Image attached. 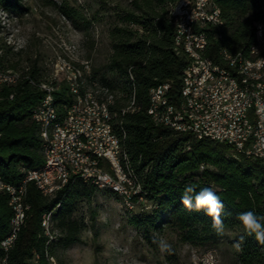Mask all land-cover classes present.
<instances>
[{"label": "trees", "instance_id": "obj_1", "mask_svg": "<svg viewBox=\"0 0 264 264\" xmlns=\"http://www.w3.org/2000/svg\"><path fill=\"white\" fill-rule=\"evenodd\" d=\"M178 1L133 0L139 13L127 12L125 18L135 20L138 29L130 26L133 23L114 27L108 64L111 80L103 74L98 77L91 68L85 76V86L95 88V83L113 95L109 105L112 127L136 173L140 195L144 203L151 205L149 210L132 216L130 224L150 230L170 226L183 243L215 245L222 236L213 230L212 219L204 211L188 210L180 202L186 185H192L197 192L211 187L224 203L222 219L225 232L232 234L233 244L244 235L243 225L236 219L238 213L254 211L257 216H264V166L259 160L237 155L227 144L195 140L189 134L157 126L147 113L149 90L154 86L169 83L171 102H179L181 74L193 63L174 49L171 10ZM213 1L220 8L223 25L207 30L209 41L204 55L214 62H223L219 54L222 49L249 56V49L256 42L255 25L261 23L264 27V0ZM51 5L78 29H87L95 19V15H86L63 1ZM0 10L9 18H16L28 9L23 0H0ZM0 50V67L23 71L16 84L0 87V177L16 185L26 171L37 169L44 162L41 135L33 116L44 94L38 85L49 78L39 58L20 59L24 48L13 51L0 37ZM257 50L258 56H264V36ZM67 89L61 83L54 92L60 116L71 101ZM99 191L118 197L112 189L86 184L79 178L71 179L52 196L43 195L32 182L27 183L23 201L29 207L12 247L8 251L0 248V264H29L34 255L44 261L45 250L55 259L54 247L68 248L79 243L85 225L74 213L81 203L89 204ZM138 197L134 195L132 202L141 205ZM46 213L51 214L53 224L47 249L48 237L41 227ZM11 215L8 195L0 194V241L9 231ZM236 262L264 264V245L254 236H247L242 250H236Z\"/></svg>", "mask_w": 264, "mask_h": 264}, {"label": "rangeland", "instance_id": "obj_2", "mask_svg": "<svg viewBox=\"0 0 264 264\" xmlns=\"http://www.w3.org/2000/svg\"><path fill=\"white\" fill-rule=\"evenodd\" d=\"M62 1L86 15H95L91 26L78 29L61 16L51 2ZM132 1L23 0L28 10L9 19V26L0 29V33L6 36L14 32V47L24 48L20 59L39 58L47 69L49 81L56 79L60 83V75L55 72L58 57L78 66L87 62L98 77L103 74L110 81L108 64L113 52L114 27L133 23L129 25L138 29L135 20L125 18L127 12L139 13ZM143 203L127 207L116 195L97 192L89 204L81 203L74 213L85 225L80 233L81 241L68 248L54 247L55 261L58 264H237L231 232H225L215 245H193L181 242L170 226L157 230L132 226L129 222L132 216L151 208L147 202ZM154 238L170 244L171 251L161 252L153 243Z\"/></svg>", "mask_w": 264, "mask_h": 264}, {"label": "bare ground", "instance_id": "obj_3", "mask_svg": "<svg viewBox=\"0 0 264 264\" xmlns=\"http://www.w3.org/2000/svg\"><path fill=\"white\" fill-rule=\"evenodd\" d=\"M175 6V5H174ZM172 18L174 27V49L176 53H184L189 59L192 60L191 66H205L209 62V68H213V76H220V68L236 73L239 78V89H246L249 87L250 90H260L264 86V56H258L257 50V39L255 44L249 49V56H245L242 53L230 54L227 50H220L219 54L223 59V62H214L211 58L204 55L209 41L208 31L210 28H219L223 25L221 19V11L217 5H207V13L215 17H208V24L210 28H195L194 36H201V46L193 47L183 42L181 38L176 35L174 24L177 19L182 16V9L172 8ZM11 19L7 14L0 10V29H6L8 20ZM8 31V30H7ZM11 31V30H10ZM262 34L264 36V27L262 26ZM4 33H0L2 37ZM8 35V36H7ZM4 35V41L7 46H10L13 51H19L22 46L14 47V32ZM262 36V41H263ZM22 43V42H21ZM18 44V43H17ZM1 55V50H0ZM254 55V60H253ZM88 66L87 62L83 63L82 66L75 65L74 62L65 61L57 58L55 64V72L60 77V83H56V79L42 81L39 88L44 92L40 99L34 113L39 111H45L37 115L36 121L39 127L41 140H42V154H43V165L37 169L28 170L25 172L23 179L16 185L3 181L0 177L1 183H7V186H13V188L5 187L4 184H0V194L8 195V204L11 207L12 215L9 221V231L6 236L0 241V243H6L4 251H8L20 230L28 210V205L24 203L23 198L25 194V180L31 178V182L35 187L45 196H52L55 192L66 186L71 179H82L86 184H91L99 188L112 189L118 197L122 200L123 204L127 207H131L134 203L130 199V195L121 190V188H127L129 190H135L134 195H139L138 198L143 200L140 195V188L137 184L136 173L128 160L127 154L121 147L120 140L115 134L111 124L112 112L109 109V105L112 103V94L108 92L105 87L86 88L85 86V67ZM217 65L220 68H216ZM190 67V65L188 66ZM187 67V68H188ZM27 70V67L24 68ZM22 69H7L0 67V75L4 78H0V87L3 85H14L22 76ZM132 79L131 74L129 73ZM55 83V84H53ZM64 83L68 88V93L71 95V101L63 110L62 116L58 114L57 107L54 104V92L59 88L60 84ZM87 83V82H86ZM181 86H183V78L181 79ZM170 85L161 84L150 88L148 97V109L147 113L150 116L152 122L155 125L167 127L168 123L171 122V118H177L180 115V106L162 105V96H155L156 94L166 93L169 96ZM185 91L188 95L189 101L199 100V92L196 91V81L194 78H185ZM90 101L97 102V109L102 113L104 123L107 125L109 132H112L111 142V154L115 161V166L122 176H115V184L107 183V178L97 177L100 172L106 171V163L102 159H94L93 157H86L85 160H69L66 161V165H61L59 162H49V147L45 146H56L58 142V130L63 127L66 121L69 120L70 111H73L77 106L88 107ZM131 103H134L131 101ZM124 109L122 110V113ZM160 115V116H155ZM82 118H89V111H82ZM90 118H97V111H90ZM113 118V117H112ZM174 131V130H172ZM196 140V139H195ZM200 140V139H197ZM66 150H73V140H66ZM237 155L244 157V151H234ZM75 155H82V148H75ZM71 174L73 176H70ZM55 172L53 176L50 173ZM33 173L36 177H32ZM84 176H88L83 179ZM122 177L125 181H122ZM64 185V182H66ZM119 185V187L117 186ZM49 186V187H48ZM21 206V211H20ZM15 211H19V221L16 226L15 233L14 219ZM41 227L43 228L44 235L48 237L45 248L52 238L51 229L53 224L51 222V214L46 213L42 217ZM44 261L38 255H34L32 264H57L55 259L50 256L45 250Z\"/></svg>", "mask_w": 264, "mask_h": 264}, {"label": "built area", "instance_id": "obj_4", "mask_svg": "<svg viewBox=\"0 0 264 264\" xmlns=\"http://www.w3.org/2000/svg\"><path fill=\"white\" fill-rule=\"evenodd\" d=\"M207 5H217L213 0H179L175 9H182V16L174 24L176 35L187 45L201 46V36H194L195 28H210L208 17H215L207 13ZM218 6V5H217ZM174 11V10H171ZM262 24L255 25L257 48L262 44ZM254 60V55H253ZM216 68H220L218 65ZM86 77L90 74V66L85 67ZM0 78H4L0 75ZM183 86L179 90V102H171L166 93L162 96V105L180 106V115L171 118L167 128L178 134H189L194 139H210L229 145L233 151H244V157L259 160L264 166V86L260 90L239 89V78L236 73L220 68V76H213V68L209 62L205 66H191L181 74ZM185 78H194L199 100L189 101L185 91ZM168 84L169 83H163ZM94 87H98L94 83ZM82 111H89V118H82ZM90 111H97V118H90ZM34 113V121L37 115ZM160 116V115H155ZM154 123V122H153ZM56 146L49 147V162H59L66 165L69 160H85L86 157L102 159L106 163V171L100 172L97 177L107 178V183L115 184V176H122L115 166L111 154L112 132H109L104 123L102 113L97 109V102L90 101L89 106L75 108L70 111L69 120L58 130ZM66 140H73V150H66ZM75 148H82V155H75ZM55 172L50 173L53 176ZM70 176L71 174L70 170ZM32 177H36L33 173ZM88 176L83 175V179ZM122 181H125L122 177ZM31 178L25 180V184ZM66 182H64V185ZM5 187L13 188V186ZM119 187V185H117ZM49 187V186H48ZM122 191L134 196L135 190L121 188ZM144 201L138 198L137 203ZM135 204V203H134ZM21 211V206H20ZM19 221V211H15L14 229ZM7 243V242H6ZM6 243H0L5 250ZM33 263L31 258L29 264Z\"/></svg>", "mask_w": 264, "mask_h": 264}, {"label": "clouds", "instance_id": "obj_5", "mask_svg": "<svg viewBox=\"0 0 264 264\" xmlns=\"http://www.w3.org/2000/svg\"><path fill=\"white\" fill-rule=\"evenodd\" d=\"M182 205L188 210L197 212L204 211L205 215L212 219V228L217 235H224L225 225L222 219L224 203L211 187H204L198 192L192 185H186L181 196ZM237 220L244 228V235H241L234 243L233 247L240 251L247 236H254L255 240L264 245V216H257L254 211H244L237 214ZM161 252H170L171 245L163 239H153Z\"/></svg>", "mask_w": 264, "mask_h": 264}]
</instances>
